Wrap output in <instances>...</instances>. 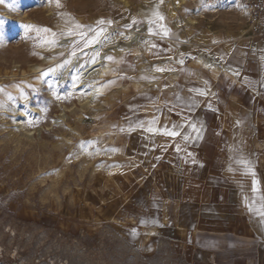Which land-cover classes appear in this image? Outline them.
<instances>
[{"label":"rangeland","instance_id":"rangeland-1","mask_svg":"<svg viewBox=\"0 0 264 264\" xmlns=\"http://www.w3.org/2000/svg\"><path fill=\"white\" fill-rule=\"evenodd\" d=\"M234 2L215 0L210 7L204 0H60V7L55 0L0 3V264H208L187 244L158 234L168 223L186 227L200 219L255 239L261 248L257 264H264L259 110L244 108L243 94L230 92L233 72L227 63H208L197 55L204 50L171 40H195L204 8L212 12L211 21L219 14L226 20L236 16V27L244 30L245 10ZM154 11L173 35L149 34V27L161 31L159 22L149 23ZM100 19L113 23L97 25ZM72 20L87 26L74 29L83 37L66 34ZM144 25L148 35L140 46L111 52L117 45L113 29ZM88 27L105 28L108 39L101 36L86 47L95 36ZM247 28L251 36L248 22ZM69 37L65 50L58 51L57 41ZM73 52L82 60L80 70L93 57L102 67L107 64L93 85L85 80L81 91L69 84L68 73L60 81L58 74L41 78ZM95 86L98 91L87 99ZM22 93L28 99L19 108L25 116L17 126L14 106ZM253 97L255 103L257 94ZM192 124L202 138L186 142L183 135L195 136ZM150 127L156 131H147ZM82 141L96 144L81 148ZM238 158L252 171H232L229 161Z\"/></svg>","mask_w":264,"mask_h":264},{"label":"crops","instance_id":"crops-1","mask_svg":"<svg viewBox=\"0 0 264 264\" xmlns=\"http://www.w3.org/2000/svg\"><path fill=\"white\" fill-rule=\"evenodd\" d=\"M220 11L223 13L224 10ZM242 15L246 24L244 30L236 27V16L226 20L224 14H219L211 21L212 12L204 8V18L199 20L200 29L196 32L195 40H178L179 37L171 40L204 50L197 52V55L205 56L208 63H227L233 72L228 79L230 92L243 94L244 108L259 110L257 113L261 117V131L264 132V39L253 40L247 28V15L245 12ZM184 33L182 31V35ZM169 35H173V30L169 31ZM164 48L168 51L169 45L165 44ZM254 94H257L255 103ZM152 118L149 121H154ZM240 161L246 159H231L229 168L240 174L248 173L249 165ZM195 170H198V166ZM158 234L165 240L187 244L199 259L208 264H257L261 257V248L255 239L236 235L225 225L207 223L201 219L197 224L192 223L186 227L168 223L159 228Z\"/></svg>","mask_w":264,"mask_h":264},{"label":"snow or ice","instance_id":"snow-or-ice-1","mask_svg":"<svg viewBox=\"0 0 264 264\" xmlns=\"http://www.w3.org/2000/svg\"><path fill=\"white\" fill-rule=\"evenodd\" d=\"M0 3H3V0H0ZM55 3H56V6H57V7H60V6H61V5H60V0H55ZM205 7H210V6L205 5ZM152 15H153V17H155V20H154V21L150 20L149 23L152 24V23L159 22V23L157 24V26H158V28H159L161 31H160V33H154V32H153V29H152L151 27H149V29H148L149 34H150V35H151V34H162L163 36H168L170 30H169L168 28H166V27L164 26V24L162 23L163 20H164L163 15H161L158 11H154ZM2 23H3V20L0 19V24H2ZM96 23H97V25H103V24H105V23H107L108 25H111V24L113 23V21H112V20L105 21V20H103V19H100V20H98ZM133 23H136L135 19L133 20ZM72 24H73V27H72V28H69V29H68V32H67L66 34H67V35H80V36L83 37V36L85 35L84 32L74 31V29H75V30H80V29H84V28L87 27V26L82 25V24H79V23L75 22L74 20H72ZM25 27L28 28V29H31V28H33L34 26L26 25ZM125 27H131V25H125ZM37 31L48 32L49 29H37ZM87 31H88V32H95V36H93V38L87 42V44L85 45L86 47H87L89 44L97 43V42L99 41V38H100L101 36H103L104 33H105L107 30H106L105 28H103V27H100L98 30L95 29V28H92V27H88V28H87ZM53 35H55V33H53ZM120 35H123V33H120ZM104 38H105V39H108L107 36H104ZM214 42H215V41H214ZM51 43H52V44H55V40L51 41ZM73 55H75V52H73ZM97 55H98V54H97ZM107 59H108V60H112L113 57L109 56V57H107ZM92 62H93V63L95 62V57L92 58ZM179 62H180V63H183V60H181V61H179ZM66 63H67V62H66ZM165 70H166V69H164V68H157V69H156V71H160V72H163V71H165ZM49 71L51 72V71H54V70H53V69H49ZM237 74H238V73H237ZM46 75H48L47 72L42 73V74H41V78H42L43 76H46ZM76 79H77V77H73V80H74V81H75ZM142 79H145V77H142ZM50 87H51V85H50ZM2 91H3V89H0V92H2ZM190 91H195V92H197L199 95H202V96H203V95H206V93H205L203 90H200V89H195V90L190 89ZM21 95H22V98H23L25 101H27L28 96H27V95H24L23 93H22ZM53 95L56 96L57 99H60V98H61V97L58 96L55 92H53ZM9 99H11L10 96H9ZM176 99L179 100L180 97L177 95ZM41 111H42V112H46L47 109H46V108H42ZM28 123L31 125V121H29ZM152 123H155V121H153ZM238 123H239V122H238ZM174 128H175V126H174ZM190 128H191V132H192V133H195V136H192L191 134H185V135H183V140H184V141L187 142V141H189V140H191V139H200V138H202V132H201V129L198 128V127L196 126V124H192V125L190 126ZM129 130H131V129H129ZM121 131H124V129L121 128ZM147 131L152 132V131H156V129H153V128L150 127V128L147 129ZM163 134H164V135H167V136H172V137H175V136H177V135H180V133L177 132V131H175V130H164V131H163ZM85 144L91 146V145L96 144V141H87V142L82 141L81 144H80V147H81V148H84ZM112 150H113V151H116L115 149H112ZM180 150H181V149H180V145H177V151L179 152ZM188 155L191 156L192 154L189 153ZM193 162H195V161H193ZM240 163H243V164L247 165V161H240ZM248 171L251 172V171H252L251 168H248ZM256 184H257V182H256L255 180H253V191H254V192L257 190V189H256ZM249 210H250V211L252 210L250 206H249ZM259 215H261L262 217H264V211H260V212H259ZM140 223L143 224V223H145V222H144L143 220H141ZM132 232H133V234H135L136 229H132Z\"/></svg>","mask_w":264,"mask_h":264},{"label":"bare ground","instance_id":"bare-ground-1","mask_svg":"<svg viewBox=\"0 0 264 264\" xmlns=\"http://www.w3.org/2000/svg\"><path fill=\"white\" fill-rule=\"evenodd\" d=\"M146 25V24H145ZM111 28V27H110ZM107 33V31L104 33V35ZM103 35V36H104ZM127 35H132V34H130V32H128V34ZM72 40V38L71 37H69V38H65V39H60V40H58L57 41V46H59V48L57 49L58 51H64L65 50V46H67L69 43H70V41ZM100 44V43H99ZM109 48H111V47H109ZM121 48H123V47H119L118 45H116V46H113L112 47V50H111V52H113V53H115V54H120V53H122V50L123 51H125L124 49H121ZM106 49V48H105ZM107 50H108V48H107ZM106 50H102V53H100V55H103L104 54V52H105ZM199 57H202L200 54L198 55ZM103 58V57H102ZM65 59L67 60V63H64L63 65H61V66H59V68H57L56 70H54V71H51V72H49L48 73V75H46L47 77H50V76H53V75H57V80L58 81H60V80H62L61 79V77L62 78H65V74H70L71 75V77H72V79L70 80V82H69V84L71 85V86H75V88H78L79 90H81V91H85V89L87 88V86H86V84L87 83H89V82H84L85 80H89L91 83H92V85H93V82H94V79L93 78H95V75L97 74V73H99V72H101L100 70H102V69H104L105 70V68H106V63H105V67H102V65L104 64H102V62H101V60L100 59H98V61H95L94 63H92V64H88L87 65V68H82L81 70L79 69V64L81 63V58L79 59L78 58V56L77 55H70L69 53H66L65 54ZM44 60L45 61H49V60H51L50 58H48V57H44ZM53 60V59H52ZM208 60H210V61H212L211 60V58H209L208 57ZM208 62V61H207ZM100 66V67H99ZM104 66V65H103ZM31 68H34V66L33 67H31ZM36 68V67H35ZM64 77H63V76ZM73 77H77V79L74 81L73 80ZM80 77H82V78H80ZM58 83V82H57ZM98 91V86H95V87H93L92 89H90V95L87 97V99H92L93 98V96H94V93H96ZM88 101H86L84 104H86ZM25 104V100L21 97V103L20 104H18V105H15L14 106V112L15 113H18V117H17V119H15V122L17 123V126H19L20 124H19V122H20V120H21V118H23L24 116H25V114L23 113V112H20L19 111V108L22 106V105H24ZM31 107V110L32 111H34V112H36V109L34 108V107H32V106H30ZM27 113V112H26ZM60 117H62L63 115L61 114V115H59ZM54 122H57L58 120L56 119V120H53Z\"/></svg>","mask_w":264,"mask_h":264},{"label":"built area","instance_id":"built-area-1","mask_svg":"<svg viewBox=\"0 0 264 264\" xmlns=\"http://www.w3.org/2000/svg\"><path fill=\"white\" fill-rule=\"evenodd\" d=\"M246 12L248 17V25L251 30V36L254 39H264V0H234ZM215 0H204L207 5H213ZM130 32V35H127ZM123 33V35H120ZM112 38L117 40L119 47L140 46L141 42L147 38V27L140 26L131 31L113 29L111 31Z\"/></svg>","mask_w":264,"mask_h":264}]
</instances>
